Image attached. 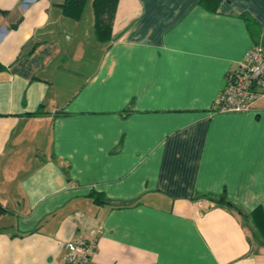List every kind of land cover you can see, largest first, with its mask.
Wrapping results in <instances>:
<instances>
[{"label":"crops","instance_id":"0c3cea01","mask_svg":"<svg viewBox=\"0 0 264 264\" xmlns=\"http://www.w3.org/2000/svg\"><path fill=\"white\" fill-rule=\"evenodd\" d=\"M63 1L0 0V264H264V96L213 110L264 0Z\"/></svg>","mask_w":264,"mask_h":264},{"label":"built area","instance_id":"2783aa9c","mask_svg":"<svg viewBox=\"0 0 264 264\" xmlns=\"http://www.w3.org/2000/svg\"><path fill=\"white\" fill-rule=\"evenodd\" d=\"M225 87L216 100L213 110L217 112H240L249 110L264 96V50L255 44L243 60L225 74ZM96 251V240L75 238L65 242L63 264H91Z\"/></svg>","mask_w":264,"mask_h":264},{"label":"trees","instance_id":"16d2710c","mask_svg":"<svg viewBox=\"0 0 264 264\" xmlns=\"http://www.w3.org/2000/svg\"><path fill=\"white\" fill-rule=\"evenodd\" d=\"M86 1L87 0H64L60 6L63 14L74 19H79ZM117 3L118 0H92L91 2L94 14V35L100 42L108 41L111 38L112 22ZM216 203L231 204L229 201L222 198L217 199ZM5 210L4 206L0 204V215L4 213Z\"/></svg>","mask_w":264,"mask_h":264},{"label":"rangeland","instance_id":"374dc122","mask_svg":"<svg viewBox=\"0 0 264 264\" xmlns=\"http://www.w3.org/2000/svg\"><path fill=\"white\" fill-rule=\"evenodd\" d=\"M88 1V0H87Z\"/></svg>","mask_w":264,"mask_h":264}]
</instances>
